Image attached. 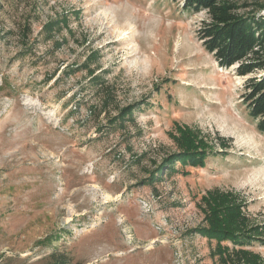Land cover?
<instances>
[{"label": "rangeland", "instance_id": "obj_1", "mask_svg": "<svg viewBox=\"0 0 264 264\" xmlns=\"http://www.w3.org/2000/svg\"><path fill=\"white\" fill-rule=\"evenodd\" d=\"M206 17L182 0H0V264L264 258L200 230L218 193L264 223V133L243 99L263 70L220 67ZM182 130L214 150L205 165L175 156Z\"/></svg>", "mask_w": 264, "mask_h": 264}, {"label": "trees", "instance_id": "obj_2", "mask_svg": "<svg viewBox=\"0 0 264 264\" xmlns=\"http://www.w3.org/2000/svg\"><path fill=\"white\" fill-rule=\"evenodd\" d=\"M239 7L234 0H182L184 10L194 13L204 10L207 13L208 17L202 20L197 30V37L220 67L228 69L237 64L236 73L242 76L263 70L261 76L247 79L243 99L249 115L257 122V129L264 133V14L241 13ZM182 133V152L175 156L184 165L187 162L205 165L207 156L214 150L209 148L203 137L194 136V132L182 130ZM218 139L222 148L228 146L224 138L219 136ZM213 196L208 207L210 226L208 229L200 228L201 231L219 237L221 242H232L235 247L258 240L264 243V223L250 222L243 199L233 192ZM223 249L228 250L229 247L224 246ZM235 252L245 257L247 264H264V258L258 253L243 247Z\"/></svg>", "mask_w": 264, "mask_h": 264}]
</instances>
